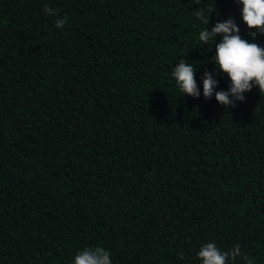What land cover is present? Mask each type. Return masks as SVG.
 <instances>
[{"label":"trees","instance_id":"16d2710c","mask_svg":"<svg viewBox=\"0 0 264 264\" xmlns=\"http://www.w3.org/2000/svg\"><path fill=\"white\" fill-rule=\"evenodd\" d=\"M241 9L0 0V264H73L88 247L110 251L112 264H201L209 242L238 243L264 264V93L218 103L230 85L215 64L222 37L199 40L231 17L264 47ZM181 59L195 65L199 98L172 76ZM205 71L218 81L211 99Z\"/></svg>","mask_w":264,"mask_h":264},{"label":"clouds","instance_id":"9594fccd","mask_svg":"<svg viewBox=\"0 0 264 264\" xmlns=\"http://www.w3.org/2000/svg\"><path fill=\"white\" fill-rule=\"evenodd\" d=\"M199 2V0H197ZM242 5L241 16L243 22L255 37L257 32L264 35V0H235ZM43 11L46 15L56 16L58 10L44 5ZM201 23L208 25L209 16L203 10L195 13ZM67 23V17L59 18L55 21V27L63 28ZM220 35L222 39L215 43V64L220 72L227 74L230 85L228 90L215 91V99L218 103L235 107L236 102H243L246 92H250L254 86L258 87L260 93H264V47L258 43H250L240 35V29L233 18L217 21L209 30L208 27L199 32V40L202 44H212L215 37ZM195 65L187 63L181 59L172 70V76L182 94L193 98H199L197 81L195 78ZM203 80V96L211 99L218 81L213 73L205 71ZM231 97V98H230ZM201 264H229V258L235 261L237 257H242L245 264H254V259L248 254L241 252V245L236 244L229 251H222L215 243L209 242L201 246L197 253ZM183 259V254H180ZM73 264H112L111 253L103 247H88L77 252Z\"/></svg>","mask_w":264,"mask_h":264}]
</instances>
